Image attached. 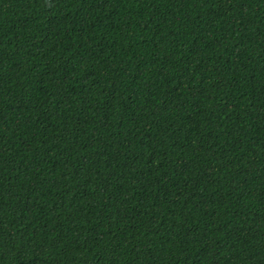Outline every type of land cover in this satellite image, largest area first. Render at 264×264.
<instances>
[{"label":"trees","instance_id":"trees-1","mask_svg":"<svg viewBox=\"0 0 264 264\" xmlns=\"http://www.w3.org/2000/svg\"><path fill=\"white\" fill-rule=\"evenodd\" d=\"M0 264H264V0H0Z\"/></svg>","mask_w":264,"mask_h":264}]
</instances>
